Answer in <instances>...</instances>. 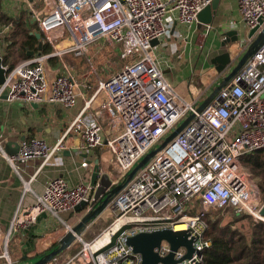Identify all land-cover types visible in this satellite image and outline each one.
Listing matches in <instances>:
<instances>
[{
  "label": "built area",
  "instance_id": "2783aa9c",
  "mask_svg": "<svg viewBox=\"0 0 264 264\" xmlns=\"http://www.w3.org/2000/svg\"><path fill=\"white\" fill-rule=\"evenodd\" d=\"M13 1L28 3L53 53L33 55L12 69L3 64L6 73L0 97L6 93L10 103L71 109L78 104L81 85L65 58H87L92 69L86 71L84 84L90 88L88 79L93 76L98 87L69 132L82 137L86 153L109 149L118 170L117 179L112 180L114 186L125 183L155 145L193 115L189 124L112 198L107 210L113 220L108 226L86 241L83 233L98 218L79 235L73 232L74 225L64 224L59 242L70 232L76 239L64 252L42 264H142V255L134 252L127 239L168 229L181 231L176 229L178 225H185L189 239H194L193 258L178 264H204L203 253L211 246L206 239L210 210L264 222V198L241 163L244 155L264 150V42L200 112L209 90L198 88L189 99L182 97L167 81L159 56L151 53L157 48L152 42L160 43L168 36L170 20L184 26L196 23L198 14L214 0H38L37 12L28 0ZM238 11L248 34L257 29L254 37L247 35L244 48L250 49L264 30V0H239ZM106 43L120 47L123 56L136 51L137 59L104 77L93 64L98 54L90 51ZM4 47L0 35V52ZM54 58L61 62L63 73L60 69L50 80L45 65ZM3 59L0 53L2 63ZM101 93L106 100L94 109ZM55 150L45 141L31 138L22 141L17 155L10 156L1 147L0 155L12 166L36 158H44L46 164L52 162ZM94 192L90 182L72 186L63 178L49 181L34 205L21 203L17 208L0 243V264H15L8 251L12 234L31 227L43 214L60 220L63 214L74 213L77 206L86 203L75 222L79 225L93 210ZM115 225H119L116 230ZM155 252L160 258L173 253L175 260H181L188 250L180 247L173 251L164 240Z\"/></svg>",
  "mask_w": 264,
  "mask_h": 264
},
{
  "label": "crops",
  "instance_id": "0c3cea01",
  "mask_svg": "<svg viewBox=\"0 0 264 264\" xmlns=\"http://www.w3.org/2000/svg\"><path fill=\"white\" fill-rule=\"evenodd\" d=\"M29 3L33 4V9L36 12L40 10L37 7H40L39 1H29ZM238 7L239 0H220L215 21L210 27H206L205 30L199 27L198 21L191 26H184L170 20L171 27L166 37L168 42L164 39L161 40L160 44L156 46L154 53L157 57L159 56L160 66L167 81L182 97L189 99V96L195 93L198 88H207L209 91L206 92V100H208L219 85L229 83L225 79L230 75H227L230 70L226 69L219 72L210 61L224 52H230L234 61H239L243 58L246 50L244 47L247 43L241 46L239 42H232L227 48L221 47L220 43L223 40L224 33L234 29L239 31L240 39L241 26H244L241 22ZM234 11L238 13L239 20L234 18ZM22 16H25L28 27L30 24H36L39 29L37 20L33 16L28 3L0 0V35L1 42L3 41V45L5 44L0 53L4 57L7 55V36L10 33L9 29L12 26V22ZM36 32H31V34ZM37 33L41 34V32ZM211 35L213 38L209 42ZM247 35L248 33L246 32V37ZM202 37L203 40L199 43ZM107 48V46L100 48L95 53L99 54L104 49L108 50ZM110 48L122 53L120 47ZM204 51L205 58L202 63L199 60L200 64L198 63L194 67L189 65L193 69L191 72L193 71L194 74L192 73L193 76L188 81L184 76L188 75L185 70L187 66L180 68L178 66L188 63L191 57ZM29 53H33L35 56L41 54L28 52V58L31 57ZM71 57L67 56L65 62L75 76L76 81L81 85V95L78 97V104L75 107L67 109L60 105L50 104L23 105L10 103L7 99L0 100V147L6 154L10 155V152L18 151L22 141L31 138L45 141L51 150L56 149L52 162L46 164L44 163V158H36L29 160L25 164L16 162L12 166L3 155H0V243L4 242L5 236L10 229L7 225L8 209H13L15 213L21 203L26 207L34 205L37 197L44 193L45 186L49 181L55 178H63L72 186L81 182H90V171L97 160H99L103 174L108 175L111 181L117 179L118 170L109 149L96 148L86 153L83 149L84 141L82 137L69 132L73 121L83 112L86 101L91 98L98 87V82L93 76L88 79L90 80V88L84 84L85 73L89 70L85 65V59L87 62L88 59L84 57L83 61L76 63ZM51 60L45 65L46 74L50 80L54 79L61 69V62L58 59L54 58L53 61ZM131 63L119 66L115 64L113 67H104V72L101 70L97 71L99 73L102 72L104 77H109L110 74L116 73L119 69ZM60 72L63 73V70L61 69ZM196 75L203 76L204 80L201 85L196 83L194 79ZM219 82L220 84L217 85ZM105 100V94L101 93L95 101L94 109H97ZM85 116L89 117V114L86 113ZM89 160L92 161V164L86 165ZM28 187L29 190H27ZM81 213L76 211L74 213H65L64 218L61 216L60 220L43 214L39 216L37 222L31 227L14 232L9 245H15L16 259L18 258V246L24 248L28 256L33 257L35 254H42L57 245L59 237L65 231L64 224H72L76 227L75 222L81 217ZM111 218H113L112 214ZM11 221L12 219L9 221L10 225ZM99 221L106 222V210L98 217L93 227L83 233L84 240L91 230H93L92 233L97 232L94 227ZM16 263L17 261H15Z\"/></svg>",
  "mask_w": 264,
  "mask_h": 264
},
{
  "label": "water",
  "instance_id": "95a60500",
  "mask_svg": "<svg viewBox=\"0 0 264 264\" xmlns=\"http://www.w3.org/2000/svg\"><path fill=\"white\" fill-rule=\"evenodd\" d=\"M30 2H37L38 0H29ZM220 0H214L211 5L206 7L203 11H201L198 16L197 20L198 23L205 27H210L216 18L217 9L219 6ZM257 29L250 31L248 34L250 38L254 37ZM36 36L37 39H41L42 35L40 33H32ZM239 41V31L237 29L230 30L223 35V40L221 41V47L227 48V46L232 42ZM264 42V30L258 37L255 38L251 48L248 52L243 56V58L239 61L236 67L232 70L230 75L225 79L227 82H230L235 75H237L245 64L248 62L249 58L253 55V52L258 49V47ZM160 43L158 40L152 42V46L156 47ZM41 48V46H40ZM30 56H33V53H29ZM235 61L232 59L230 52L222 53L216 56L211 63L216 67L219 72H222L234 63ZM5 69L3 68V63L0 60V86L5 82ZM224 85L219 86L217 89L214 90L211 97L206 100L198 109V111H203L210 101L219 93V91L223 88ZM1 99H7V94L4 93L0 97ZM193 115L189 116L171 135L167 137L163 145H161L158 149L149 153L130 173L129 179L118 186H114L111 179L108 175L103 174L101 172V167L99 160L95 161L90 173H91V180L90 184L93 188H95L94 192V200L91 203V207L93 208L92 212L85 215L82 219L81 223L77 225L73 232L76 234H80L85 227L93 221L94 219L98 218L107 208V205L112 200V198L118 194L127 184L128 182L135 176V174L144 167L156 154H158L169 142H171L192 120ZM20 149V148H19ZM8 151V150H7ZM19 153V150L16 152L15 155ZM92 161H88L87 165H91ZM87 206L86 203H82L81 205L75 208L76 212H82L85 207ZM261 216L264 217V207L261 210ZM73 232L68 233L58 244V247L52 251L45 259L41 260L36 264L46 263L52 260L53 257L56 255L61 254L64 252L76 239V235ZM190 232L186 230L181 231H174L172 229L157 231L153 233H142L138 234L134 237H130L127 239V244L134 249L135 253H139L142 255L143 262L142 264H178L186 259H192L194 253V239H189ZM167 241L173 251H177L180 247H185L188 250V253L184 256L181 260H175L174 254H170L166 258H160V256L155 252V249L158 248L162 241Z\"/></svg>",
  "mask_w": 264,
  "mask_h": 264
},
{
  "label": "trees",
  "instance_id": "16d2710c",
  "mask_svg": "<svg viewBox=\"0 0 264 264\" xmlns=\"http://www.w3.org/2000/svg\"><path fill=\"white\" fill-rule=\"evenodd\" d=\"M26 24V18L22 16L14 20L9 29L7 55L3 59V64L8 65L9 69L14 68L22 59H27L28 52L53 53V48L45 43L42 34L41 39L31 34L40 32L37 25L30 24L28 27ZM241 163L253 176L262 178L258 186L264 194V150L244 155ZM232 216L234 221L229 224H223L222 217L206 216L209 225L206 239L211 242V246L203 253L204 264H264V222L255 220L252 216ZM246 218L251 220L249 238L236 227L238 222ZM57 247L58 245H54L42 253L44 259Z\"/></svg>",
  "mask_w": 264,
  "mask_h": 264
},
{
  "label": "rangeland",
  "instance_id": "374dc122",
  "mask_svg": "<svg viewBox=\"0 0 264 264\" xmlns=\"http://www.w3.org/2000/svg\"><path fill=\"white\" fill-rule=\"evenodd\" d=\"M38 8H40L39 6H37ZM26 14L28 16L29 13L26 12ZM25 14V15H26ZM233 16L235 19L239 20V15L236 11L233 12ZM199 27H201L202 30H205V26L201 25L200 23L198 24ZM240 39H239V44L242 46L246 43V31H245V28L241 26V30H240ZM212 35L209 37V42L212 40ZM164 40L166 42H168V39L164 38ZM203 40V37L200 39V42L201 43ZM221 43V42H220ZM108 47L106 49H104L102 52H100L97 56L94 57L93 59V64L94 66L96 67L97 70H101L104 72V67H109V66H114L115 64H118L119 65H122V64H128L130 62H133L136 58H137V52L136 51H133L131 52L130 54H127L126 56H123V53H118L116 49H111L109 46H108V43H106L105 45L104 44H99V45H95L91 48V52L90 54L92 53H95L97 51L100 50V48L102 49L103 47ZM248 52V49L245 50V53L244 55ZM151 53L153 54L154 53V50L151 51ZM71 57V56H70ZM114 57H118V58H114ZM76 63L80 62V61H83L84 58H74L73 56L71 57ZM205 58V51L204 52H201V53H197L195 54L193 57H191V59L188 61V63L186 64H182L180 66H178L179 68L180 67H186L185 70H186V74L188 75H184L185 76V79H187L188 81L192 78L193 76V71L191 72V70H193L191 67H189V65H192L193 67L195 65H197L198 63L200 64V62L202 63L203 62V59ZM215 58V57H214ZM212 58L211 61L214 59ZM200 60V62H199ZM210 61V62H211ZM240 61V60H239ZM239 61H235L231 67L228 68V70H230L227 75H229L232 70L236 67V65L239 63ZM85 65L87 66V68H90L92 69L91 67V64L88 63L85 59ZM176 62V61H175ZM53 64V63H52ZM111 64V65H110ZM189 68V69H187ZM191 68V69H190ZM102 73V72H101ZM193 73V74H192ZM105 75V74H104ZM111 75V74H110ZM106 76V75H105ZM194 79L196 80V83L198 85H201L204 78L203 76H198L196 75L194 77ZM167 139V137L165 139H163L161 142L157 143L154 147V150L158 149L161 145H163V143L165 142V140ZM17 151H12L10 152V155H15ZM252 175V174H251ZM252 178L254 179L257 187L259 188L258 186V183L260 184L262 178L261 177H255L252 175ZM124 183V181H123ZM122 184V183H121ZM260 190V189H259ZM261 193V192H260ZM262 197L264 198V194H262ZM14 210L9 208L8 209V221H7V225L10 227V220L13 219V216H14ZM219 214V215H217ZM64 214L62 215V217L64 218ZM208 216L209 217H215V216H219V217H222L223 219V224H229V223H232L234 221V218L232 216V214L230 212H226L223 214V212H218V211H215V210H210L208 212ZM108 217V218H107ZM113 220V218H111V213L107 210L106 208V222L104 221H99L98 224L94 227V229L97 231V232H100L102 229L101 228H105L106 226H108L111 221ZM102 225V226H101ZM251 220L249 218H246V219H243L241 220L240 222H238L236 224V227H238L248 238L251 236ZM8 227V228H9ZM61 228V227H60ZM101 229V230H100ZM100 230V231H99ZM93 230H91L85 237V240L86 241H91L93 236H94V233H92ZM15 246V245H14ZM14 246L13 244L9 245L8 247V251H9V254H10V257L12 258L13 261H17L16 264H36L38 262H40L41 260L44 259L43 255L42 254H35L33 257L31 256H28L27 254V251L18 246V258L16 259V252L14 251ZM77 247H79V245H77ZM62 264H64V262H62Z\"/></svg>",
  "mask_w": 264,
  "mask_h": 264
},
{
  "label": "bare ground",
  "instance_id": "6f19581e",
  "mask_svg": "<svg viewBox=\"0 0 264 264\" xmlns=\"http://www.w3.org/2000/svg\"><path fill=\"white\" fill-rule=\"evenodd\" d=\"M27 190H29V187H28ZM118 227H119V225H115L114 230H116ZM176 229H177V230H184V229H186V226H185V225H178V226L176 227Z\"/></svg>",
  "mask_w": 264,
  "mask_h": 264
},
{
  "label": "flooded vegetation",
  "instance_id": "af4514ba",
  "mask_svg": "<svg viewBox=\"0 0 264 264\" xmlns=\"http://www.w3.org/2000/svg\"><path fill=\"white\" fill-rule=\"evenodd\" d=\"M225 53V52H224Z\"/></svg>",
  "mask_w": 264,
  "mask_h": 264
}]
</instances>
